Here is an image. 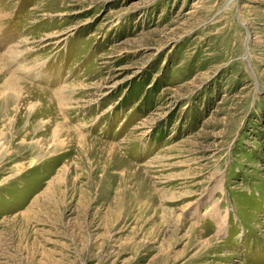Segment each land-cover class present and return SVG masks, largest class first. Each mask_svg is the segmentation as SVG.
Segmentation results:
<instances>
[{
	"label": "rangeland",
	"instance_id": "1",
	"mask_svg": "<svg viewBox=\"0 0 264 264\" xmlns=\"http://www.w3.org/2000/svg\"><path fill=\"white\" fill-rule=\"evenodd\" d=\"M0 264H264V0H0Z\"/></svg>",
	"mask_w": 264,
	"mask_h": 264
},
{
	"label": "bare ground",
	"instance_id": "2",
	"mask_svg": "<svg viewBox=\"0 0 264 264\" xmlns=\"http://www.w3.org/2000/svg\"><path fill=\"white\" fill-rule=\"evenodd\" d=\"M125 223V222H124ZM221 225V224H220ZM223 225H225V224H223ZM224 227V226H223Z\"/></svg>",
	"mask_w": 264,
	"mask_h": 264
}]
</instances>
